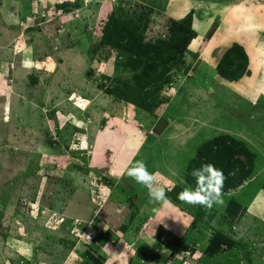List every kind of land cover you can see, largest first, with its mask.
<instances>
[{
	"label": "rangeland",
	"instance_id": "rangeland-1",
	"mask_svg": "<svg viewBox=\"0 0 264 264\" xmlns=\"http://www.w3.org/2000/svg\"><path fill=\"white\" fill-rule=\"evenodd\" d=\"M252 11L263 24L264 0H0V264H264V95L214 82L225 55L231 78L264 66V31L218 42ZM204 165L231 187L210 208L180 199Z\"/></svg>",
	"mask_w": 264,
	"mask_h": 264
},
{
	"label": "crops",
	"instance_id": "crops-1",
	"mask_svg": "<svg viewBox=\"0 0 264 264\" xmlns=\"http://www.w3.org/2000/svg\"><path fill=\"white\" fill-rule=\"evenodd\" d=\"M250 1H254V0H250ZM6 4H8V3H6ZM12 5H13V7H15L16 6V2H14ZM3 6L4 5H2V8L1 9H2V11L5 14V12H7V10H8L9 7L7 8V6L5 5V7L3 9ZM13 7H10V8H13ZM248 8H250V7L247 6V9ZM2 15L3 14L1 13L0 23L1 24L3 23V27H4L3 32H5L7 34V36L12 35V34L9 33L10 32L9 29H10L11 26H8V24L9 25H12L13 22H12V20H11L10 17L7 18V19H5L6 17H3L4 15L3 16ZM257 15L258 14H256L254 11H252L251 13H249V15L247 16V19L250 20V25L247 26V27H245V28H243V29H241L240 31L237 30V27H234V21L231 20L233 22V27H232L233 30H232V32L229 33V37L227 39L225 38V40L223 42L218 41V39H217V41L220 42V43H222V44L225 42L226 45H228V46L230 45L231 46L232 43H237V40L236 39L239 37L238 39H239V41H241L240 42L241 44H238L239 42L237 44L240 45L241 47L244 46V45H250V44L252 45V44H254V42L256 40V37L261 34V31H264V29L262 28L264 26V23L263 24L261 23V19L260 18H257ZM31 18L32 17L28 15L26 17V19L24 20L25 24L27 22H30ZM13 21H14V19H13ZM14 23H15V21H14ZM226 23H228L227 20H226ZM234 30H235V32H234ZM2 35L0 37H2ZM226 36H228V35H226ZM258 43L259 42L256 43L257 46H258ZM214 44L216 45L217 43H214ZM45 45H47V43H45ZM219 46H220V44H219ZM253 47L256 48V49H258L260 47L262 49V48H264V44L262 42H260L258 47H256L255 45ZM250 50L252 51V49H250ZM250 53H252V52H250ZM250 53L247 51L246 52V55H248L251 58L252 55ZM250 69H251V76L250 77H248V76L247 77H243V78H241V80H239L236 83H230V82H227V81L221 79L217 75V72H216V74L214 76H216L217 79L214 80V82H215L216 86H218L219 88L223 89V91L226 90V91L230 92L232 95L233 94L237 95L241 100H244L245 101L244 103L248 104L250 108H251V105H253L252 108H255L256 107V108H259L260 109L261 106H260V100H259V98H261L264 95V88L260 90V87L257 86L254 77H258L260 79L261 77L264 76V66L262 68H258V69H253V70H252V68H250ZM38 71H41V70H38ZM247 81L249 82L248 85L246 84ZM210 82L211 81H209V84H212ZM262 82H264V78L262 79ZM252 100H254V103L252 102ZM257 100H259V101H257ZM262 111H264V110H261L260 112H262ZM253 120H255V119L253 118ZM172 127H174V126H172ZM181 127H182L181 129L177 128V132L176 133H181L185 129L183 127V125ZM172 129H175V128H172ZM172 129L170 131H168L169 134H171ZM219 132H221V130H219ZM162 136H164V135H162ZM134 145L136 147L137 146V142L134 143ZM124 164H125V162H124ZM258 196L259 195H257L255 198L257 199V198L260 197V196L259 197ZM246 215L249 216L250 213L248 215V212H247ZM171 223H173V222H171Z\"/></svg>",
	"mask_w": 264,
	"mask_h": 264
},
{
	"label": "clouds",
	"instance_id": "clouds-1",
	"mask_svg": "<svg viewBox=\"0 0 264 264\" xmlns=\"http://www.w3.org/2000/svg\"><path fill=\"white\" fill-rule=\"evenodd\" d=\"M209 170L216 174V180L214 188L211 190V194L204 192L201 187V177L205 175ZM126 174L132 177L138 184L143 185L148 189V194L154 201H164L166 199L164 189L154 185L155 176L148 170L143 161H137L131 167L127 168ZM193 176L197 178V187L195 189L187 188L180 194V199L186 201L189 204H200L205 207H211L213 203L222 204L223 201L220 196V188L223 185V173L222 171L215 169L212 165H204L201 169L193 170ZM206 183V178H205Z\"/></svg>",
	"mask_w": 264,
	"mask_h": 264
},
{
	"label": "trees",
	"instance_id": "trees-1",
	"mask_svg": "<svg viewBox=\"0 0 264 264\" xmlns=\"http://www.w3.org/2000/svg\"><path fill=\"white\" fill-rule=\"evenodd\" d=\"M243 56H244V58L246 57V55L245 54H243ZM227 58H228V55H225L224 57H223V59H222V61H220V63L218 64V67H217V69H216V71H217V74L221 77V78H223L224 80H226V81H228V82H236V81H238V80H240V78L243 76V74L242 75H240V76H238V77H236V78H231V77H228L227 75V73L228 72H225L224 70H223V68H222V66L225 64V62H226V60H227ZM147 77H146V75L144 74V73H142V74H140L139 75V79L140 80H142V79H146ZM213 145L214 144H212V143H210V144H208L207 146H211V147H213ZM231 150H233L232 148H231ZM246 158H252L251 156H245ZM204 177L205 176H202L200 179H201V186L203 185V183H204ZM243 177V176H242ZM240 180V179H239ZM245 179H242L241 178V182L239 183V184H237V185H234L232 188H234V187H239L240 186V184L244 181ZM191 182V181H190ZM192 183V182H191ZM196 183H197V181H196ZM197 185V184H196ZM197 187V186H196ZM231 188V187H230ZM230 188H228V187H226L225 189H223V190H221L220 191V194H223V193H225L228 189H230ZM205 189V188H204ZM204 189H202V190H204ZM162 230L164 231V232H166V230H164L163 228H162ZM166 234H169L168 232H166Z\"/></svg>",
	"mask_w": 264,
	"mask_h": 264
},
{
	"label": "bare ground",
	"instance_id": "bare-ground-1",
	"mask_svg": "<svg viewBox=\"0 0 264 264\" xmlns=\"http://www.w3.org/2000/svg\"><path fill=\"white\" fill-rule=\"evenodd\" d=\"M7 103H6L5 107H6V112L8 113V106H7L8 104Z\"/></svg>",
	"mask_w": 264,
	"mask_h": 264
}]
</instances>
